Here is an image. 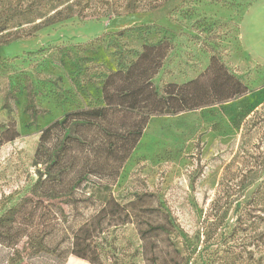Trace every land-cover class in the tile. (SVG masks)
Returning <instances> with one entry per match:
<instances>
[{"label": "rangeland", "instance_id": "rangeland-1", "mask_svg": "<svg viewBox=\"0 0 264 264\" xmlns=\"http://www.w3.org/2000/svg\"><path fill=\"white\" fill-rule=\"evenodd\" d=\"M261 1L171 0L153 10L67 19L1 46L0 121L6 120L1 109L5 90L20 85L19 103L11 101L20 135L0 145V214L27 193L36 177L32 157L40 130L67 111L100 104L98 85L87 81L93 70L85 75V68L96 62L114 69V42L139 49L166 36L172 47L154 78L158 87L202 75L215 55L248 92L221 104L149 119L110 192L123 203L134 193H150L143 201L149 208L145 213L164 223L166 233L156 231L150 238L144 221L135 219L115 229L116 258L103 261L183 264L190 256L188 264H225L219 256L233 251L226 264H264V211L248 205L264 182V42L249 48L244 37L245 21ZM263 15L261 7L256 18ZM148 25L158 28L144 29ZM126 27L134 30L116 35ZM259 30L264 33L262 21ZM101 35L103 43L94 49L78 47ZM27 78L37 93L36 104L48 110L32 126L23 112ZM102 203L101 198L28 205L11 222L0 224V264H90L65 254L73 232L91 222ZM30 237L41 238L49 251L30 254Z\"/></svg>", "mask_w": 264, "mask_h": 264}, {"label": "trees", "instance_id": "trees-1", "mask_svg": "<svg viewBox=\"0 0 264 264\" xmlns=\"http://www.w3.org/2000/svg\"><path fill=\"white\" fill-rule=\"evenodd\" d=\"M168 1L171 0H0V47L67 19L83 21L141 9L153 10ZM154 28L158 27H144L146 30ZM133 30L134 27H126L116 35L123 37ZM102 39L103 35L78 47L92 50L103 43ZM113 47L114 69L95 62L84 70L85 75L93 70L87 81L98 85L100 104L67 111L40 130L32 157L36 177L27 193L0 214V224H7L28 205L55 200L72 205L80 200L97 202L102 198V206L91 222H85L73 232L72 246L65 254L90 264H112L103 259L116 258L115 229L133 224L135 219L144 221L150 238L157 232L166 233L164 223L151 221L145 213L149 208L143 206V201L150 193H134L123 203L122 198L117 199L110 192L149 119L154 115H177L221 104L248 92L247 85L215 55L210 56L202 75L181 84L167 82L158 87L154 78L172 47L166 36L156 42H144L139 49L121 47L116 42ZM67 55L73 57L71 51ZM22 88L26 99L23 112L29 118L27 125H36L38 118L48 110L36 104L37 93L30 79L27 78ZM19 89L20 85L13 89L8 87L3 94L1 109L5 111L6 120L0 121V145L20 135L11 104V101L19 103ZM248 205L264 211V182L255 189ZM57 211L64 213L61 206ZM237 219L245 223L239 216ZM110 234L112 238L107 240ZM98 237L106 242H99ZM26 246L32 255L49 251L41 238H28ZM233 255V251L227 252L218 260L226 264ZM189 260L190 256L183 264H188Z\"/></svg>", "mask_w": 264, "mask_h": 264}, {"label": "crops", "instance_id": "crops-1", "mask_svg": "<svg viewBox=\"0 0 264 264\" xmlns=\"http://www.w3.org/2000/svg\"><path fill=\"white\" fill-rule=\"evenodd\" d=\"M261 7L264 8V0L250 12L244 24V37L249 48H252V43L264 42V33L260 30L257 31V27H261V21L264 26V15L256 18L259 8Z\"/></svg>", "mask_w": 264, "mask_h": 264}]
</instances>
